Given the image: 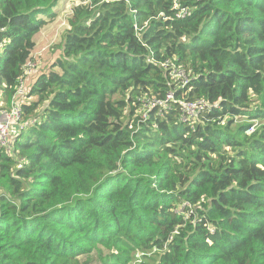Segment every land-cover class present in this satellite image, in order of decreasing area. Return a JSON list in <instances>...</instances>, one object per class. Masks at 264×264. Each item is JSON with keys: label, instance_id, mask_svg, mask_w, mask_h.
Wrapping results in <instances>:
<instances>
[{"label": "trees", "instance_id": "1", "mask_svg": "<svg viewBox=\"0 0 264 264\" xmlns=\"http://www.w3.org/2000/svg\"><path fill=\"white\" fill-rule=\"evenodd\" d=\"M59 1L0 0V107ZM69 24L0 151V264H264V0H82Z\"/></svg>", "mask_w": 264, "mask_h": 264}, {"label": "built area", "instance_id": "2", "mask_svg": "<svg viewBox=\"0 0 264 264\" xmlns=\"http://www.w3.org/2000/svg\"><path fill=\"white\" fill-rule=\"evenodd\" d=\"M3 43H0V53L3 50ZM163 67L167 68V62L162 63ZM37 68V63L34 59L29 60L26 65H24V72L20 78L16 92L11 99L10 108L0 107V151L7 148L10 149L14 143L15 138L19 132L24 128V108L23 101L26 100V90L25 85L27 79L34 73ZM173 69L172 74L174 76L180 77L183 86L188 83L190 77L189 73L176 64L171 65ZM169 99H174V94L170 93L168 95ZM184 110V119L195 118L199 113L206 109H210L213 105L205 98H197L192 100H184L182 102ZM253 128L247 130L248 133L253 132Z\"/></svg>", "mask_w": 264, "mask_h": 264}, {"label": "rangeland", "instance_id": "3", "mask_svg": "<svg viewBox=\"0 0 264 264\" xmlns=\"http://www.w3.org/2000/svg\"><path fill=\"white\" fill-rule=\"evenodd\" d=\"M82 0H60L54 7L56 12L54 17L46 16L50 19L47 24L35 35L36 48L34 50V60L37 63V68L34 73L27 79L25 90L29 93V90L34 83L35 79L39 76L42 71L49 69V66L63 53L62 43L65 39V35L70 28L69 19L73 14L74 6L81 3ZM5 55V48L1 53V60ZM1 65V63H0ZM26 94V99H27ZM32 99V98H31ZM44 104L41 105L43 107ZM245 118H241L243 121ZM237 124V122H236ZM248 133V132H247ZM104 252L110 253L109 249H104ZM154 250L148 252L147 256H143L142 253L138 252L136 257L128 262L127 264H141V262L148 263L151 259L156 258ZM83 261L84 256L80 257ZM96 258V256H95ZM98 262V261H95Z\"/></svg>", "mask_w": 264, "mask_h": 264}]
</instances>
